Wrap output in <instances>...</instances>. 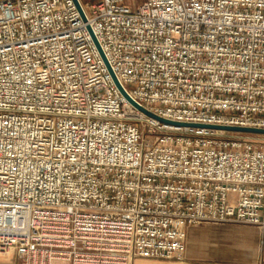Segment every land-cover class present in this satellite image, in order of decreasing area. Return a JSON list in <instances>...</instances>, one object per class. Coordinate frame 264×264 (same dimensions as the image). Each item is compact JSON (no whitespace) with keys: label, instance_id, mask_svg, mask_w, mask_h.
Wrapping results in <instances>:
<instances>
[{"label":"built area","instance_id":"2783aa9c","mask_svg":"<svg viewBox=\"0 0 264 264\" xmlns=\"http://www.w3.org/2000/svg\"><path fill=\"white\" fill-rule=\"evenodd\" d=\"M0 0V248L180 259L187 224L264 229V0Z\"/></svg>","mask_w":264,"mask_h":264},{"label":"crops","instance_id":"0c3cea01","mask_svg":"<svg viewBox=\"0 0 264 264\" xmlns=\"http://www.w3.org/2000/svg\"><path fill=\"white\" fill-rule=\"evenodd\" d=\"M136 7L143 0H123ZM180 259L138 257L133 264H264V229L239 222H203L184 227ZM13 248H0V264H16Z\"/></svg>","mask_w":264,"mask_h":264},{"label":"water","instance_id":"95a60500","mask_svg":"<svg viewBox=\"0 0 264 264\" xmlns=\"http://www.w3.org/2000/svg\"><path fill=\"white\" fill-rule=\"evenodd\" d=\"M78 10L80 11V14L82 16V18L84 20H86L84 11L79 3L78 0H74ZM88 29L98 47V49L100 50L106 65L116 83V85L118 86L120 92L124 95V97L129 100L133 105H135L138 109L142 110L144 113H146L147 115L154 117L162 122L165 123H170V124H175V125H188V126H200V127H208V128H212V129H216V130H222V131H227V132H235V133H245V134H262L264 135V128L262 127H253V126H236V125H205V124H196V123H183V122H177V121H172L163 117H160L158 115H156L155 113L147 110L146 108H144L143 106H141L140 104H138L134 99H132V97H130V95L126 92V90L124 89V87L120 84V82L118 81V79L116 78L114 72L112 71L110 65L108 64L102 50L101 47L91 29V27L88 25Z\"/></svg>","mask_w":264,"mask_h":264},{"label":"rangeland","instance_id":"374dc122","mask_svg":"<svg viewBox=\"0 0 264 264\" xmlns=\"http://www.w3.org/2000/svg\"><path fill=\"white\" fill-rule=\"evenodd\" d=\"M230 135L233 139L248 140L257 147H264V135L262 134L230 133Z\"/></svg>","mask_w":264,"mask_h":264}]
</instances>
